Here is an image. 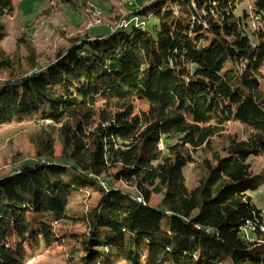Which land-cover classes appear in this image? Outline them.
Segmentation results:
<instances>
[{"label": "trees", "instance_id": "16d2710c", "mask_svg": "<svg viewBox=\"0 0 264 264\" xmlns=\"http://www.w3.org/2000/svg\"><path fill=\"white\" fill-rule=\"evenodd\" d=\"M245 1H141L127 25L86 31L47 62L24 37L25 59L7 56L0 26V127L29 123L35 148L0 171V264L55 244L72 245L70 264H264L251 194L264 187V168L252 171L264 155V0ZM17 7L0 0L2 15ZM231 122L245 136L215 143ZM197 160L191 189L184 170ZM80 191L99 195L84 213L68 208Z\"/></svg>", "mask_w": 264, "mask_h": 264}, {"label": "rangeland", "instance_id": "374dc122", "mask_svg": "<svg viewBox=\"0 0 264 264\" xmlns=\"http://www.w3.org/2000/svg\"><path fill=\"white\" fill-rule=\"evenodd\" d=\"M13 1L18 4V7L11 15L0 13V26H4L7 32V36L2 42V48L7 56L18 62L24 60L25 55L28 54L27 43H22L19 46L21 37H24L32 45L36 54L43 57L44 61L48 57H54L57 49L68 44L72 38L85 34L86 31L98 34L127 25L129 23L126 18L127 12L137 9L141 1L146 4L150 0H88V4L85 5L82 12H78L59 0ZM253 3L254 0L243 2L240 5V10L250 11ZM251 17L249 16L247 21L252 30L257 29L256 21ZM138 24L143 27L145 23L138 20ZM134 104L136 110L147 109V104L143 101H135ZM30 127L32 126L27 122L19 123L17 121L5 123L0 127V171L10 173L19 168L24 158L29 157L31 161L34 159L35 148L30 140L32 133ZM36 127L38 130L39 126ZM64 130L68 135V141H70L71 129L66 127ZM244 133V126L240 122L227 123L223 126L221 135L214 136L215 143H220L226 135L230 134H237L242 138L245 136ZM56 150L59 153L61 145H58ZM263 168L264 155L253 157V173L258 174ZM200 169L201 162L197 160L184 170L187 185L191 189H195L200 182ZM115 185L124 187L121 182H116ZM251 194L258 206L264 210V187ZM98 200L99 195L96 193L90 198L88 192H75L69 199L68 208L76 213H84L93 208ZM158 201V196L152 198V203L156 204ZM81 224L82 222H79L77 227H80ZM72 248V245L68 244H55L52 248L36 254L27 264H70L67 256L71 253ZM117 264H127V262L119 260Z\"/></svg>", "mask_w": 264, "mask_h": 264}]
</instances>
